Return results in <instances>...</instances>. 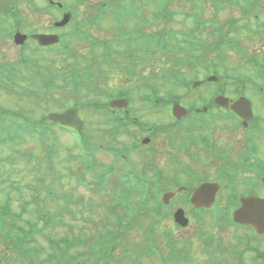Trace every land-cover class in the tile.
I'll return each mask as SVG.
<instances>
[{
	"label": "rangeland",
	"instance_id": "1",
	"mask_svg": "<svg viewBox=\"0 0 264 264\" xmlns=\"http://www.w3.org/2000/svg\"><path fill=\"white\" fill-rule=\"evenodd\" d=\"M52 1L63 3L67 6V12L72 13V22H70L68 27L62 32H65V38L69 41L71 50L76 53L77 57L75 60L79 67H82L85 64V61H89V59L86 58H90L91 55L89 49L86 48L87 45L85 46L84 44L77 42V39L74 37H69V32H71L74 26H79L81 29L83 28L87 35L93 36L97 40H108L115 44L114 38L122 39L121 43H123V40H126L133 43L137 47V50H139L141 45L139 37L146 35L143 30L149 31L160 28L166 33H171L176 38H181L186 35L188 31H193L195 28L194 18L197 19L196 15H198L199 19L204 22V29H207L210 24L211 27H221L222 25H226L224 26L222 33L227 34L230 38L237 39L244 47L247 56L255 54L258 56L257 61L259 64L264 61V38L261 39L264 33L261 32L260 34H256L253 31L257 26V24H254L253 22V16H256V19H259L261 24L264 25V0H259L254 6L251 5L249 7H245V0H237L235 5L229 4L226 0H135V2H133V0ZM132 3L136 4L135 8L131 7ZM32 4V6H29L28 0H0V14L3 13L4 15H2L5 17L7 12L10 11L9 8L12 7V9L20 15L19 18L23 20V27H21L20 30V33L22 34L53 33L49 29L52 26V23L57 20L56 18L59 15V11L56 9L49 10L44 0H33ZM103 4L111 5L110 16L112 15V17L109 15L103 16L94 26H87L85 24L81 25V22L84 20L95 18L99 14V8ZM213 4H219V6L214 8ZM162 8L165 9L167 15L165 19L155 16L162 10ZM247 21L251 22V26L246 23ZM233 22L236 23V29L232 25V30H230L229 33H226L228 24ZM4 30L9 31V29ZM194 35L197 40L202 42L210 43L213 41V39L205 33L200 34V32H196L195 34L194 32ZM33 47L32 44L30 48L20 50V48L13 45L11 38H9L8 35H5L0 41V62L15 61L22 53L25 55L31 54L28 50ZM123 48L124 47L117 50H126ZM204 53L206 54L207 61L215 66V70L219 76L223 77L225 84H228V89L230 91H232L234 87H237L233 82L235 79H244L249 89L252 87V82L261 81L257 79L255 67L247 64L245 60L234 51L225 53L223 59L219 62H217L214 54L208 55L206 52ZM95 58H99V55H96ZM38 59L39 64L42 66H49L51 60L59 61V58L54 57L53 55L44 56V61L43 58L39 57ZM157 59L158 57L156 58V61L153 62L144 61L143 63H140L138 67L135 65L137 74H139L142 69V71H148L151 79H153V73H155L157 67L161 65ZM118 62H109L108 64H105L103 68L107 78L113 76V79L109 80L113 91L117 92L120 88L128 89L132 98V103L130 104V107L132 108L131 113L145 123L161 124L167 121L166 119L168 117L164 119V115L166 114L165 111L162 115L157 113L153 114L146 105L139 101L143 95L148 94L146 86L144 87L141 85L140 87L136 84V81L140 82V80L137 79L139 76L135 78V75L137 74L132 75V77L128 75L126 67L129 66V63H124L123 66L119 67ZM133 62L135 63V61ZM137 63H139V61H137ZM201 72L202 71L200 70L198 73L199 77H201ZM184 74L187 78L192 77L188 74V71H184ZM246 80L250 81L251 84L249 85ZM106 83L103 84L104 88L107 86ZM156 84L158 89L156 100L162 97L166 98L169 93L180 97L184 92V89H172L171 86H174L172 84H168L169 86H163L159 82H156ZM221 86L222 85L206 83L198 90H190V92L194 95H204L207 92H213L215 89L222 90L220 88ZM248 94L252 96L253 99L255 98L251 91ZM15 96H8L0 91V107L10 111L20 110L22 112V121L26 120L25 116L29 119H35L38 121L41 114H43V109L46 108L47 105L48 107L45 111H57L58 108L56 107V104H69L68 99L64 98V96L59 97L57 100L49 97L47 99L49 100L48 103L42 102L39 105L36 104L35 100L27 99L25 97L18 99ZM185 99L186 96L182 98L183 103L187 102ZM257 104L258 103H256L255 106H257ZM259 111L261 114H264L263 107H261ZM15 115H19V113L15 112ZM79 115L87 123V133H85V135H91L96 138L99 137L97 139L109 143V135L102 132V130L106 128L105 116L91 114L88 111H83V113L79 112ZM12 124L13 119L11 117H0L2 134L7 132L4 130L2 131V129L6 128L10 131ZM34 124L36 125L32 126L33 130L44 131L49 128L48 123L42 122ZM13 127H16V125H13L12 128ZM88 133H90V135ZM231 133L232 130L229 133V137L231 136L232 138L233 134ZM164 134L165 133H162L161 136ZM221 134L222 133H219V135ZM54 137L56 138H54L53 148L56 150V153L54 151V154L50 157L49 161H51V163L42 160L46 153L44 148L50 145L45 146V144L36 141L34 137H24L22 141L17 140L15 142L16 144L12 146L0 147V206L9 203L11 212L16 216H19V213L23 212L21 203H28L32 196L30 187L35 185L39 178H43L44 183L50 185L54 190V193L58 195V200L47 199L48 201L42 205L43 207L49 208L53 215L59 214L61 207H63V200L61 197L63 192L71 193L76 200L82 194L87 199L93 197L92 213L88 212L80 215L78 210L81 206L72 203L69 208L71 211L76 212L77 218L72 219L68 212L64 213L61 216V223H55L47 230V234L50 237L55 239H61L63 237H78L80 235L78 231L79 226L85 228L87 233H90L93 224L90 223L88 217L94 222L99 221L101 225L102 221L105 219L109 220L110 224H112V218L105 215L104 207H113V202L111 200L112 195L110 193L97 196V194L91 195L86 191L84 193L82 189H76L73 192L71 188L73 182H69L68 168L70 167L74 170L76 164H71V162L65 161V158H67L68 155H75L78 152V149L76 148L79 147V144L77 143V147L74 149V143L79 142L82 137H79L78 135L76 138H73L68 136L67 133L58 132L56 130H54ZM91 139H93V144L97 142L95 138ZM165 139L166 138L161 137L157 139L155 143L156 150L154 151V161L157 164H161V162L166 159L165 152H161L167 145V140ZM8 156L11 157L10 162H2V160ZM231 157L234 156L231 155ZM26 159H29V162H26ZM95 159L98 165H107L110 160L108 156L105 154H99L98 152H95ZM34 160L41 161V165L35 163ZM204 161L207 160L204 159ZM131 165L136 166V162L131 161ZM205 165L208 167L210 164L205 163ZM48 168L53 169L54 173H47L50 172L48 171ZM77 170L79 174H83L86 180L95 181V175L93 173H85L82 165L77 168ZM101 171L102 169L99 167L92 172L101 173ZM51 175H53V177H51ZM166 176L169 177L171 175ZM147 178L149 180L151 179L150 177ZM215 178H217V175L212 177V179ZM238 178L240 182V178H243V175H239ZM15 188H18L19 192H17ZM41 194L44 198L45 194ZM136 199L137 198H134V200ZM87 202L89 201L87 200ZM35 209L36 208L33 204L27 206L23 212L22 219L24 221L16 220L17 226L27 231L29 226L25 220L31 223L36 221L37 214L35 213ZM117 212H119V210H117ZM4 221V224L0 226V253L3 252V236H6V234H9L10 232H16L15 230H10L12 229V221L9 218H4ZM69 225L73 227V232L69 230ZM136 231L137 230L127 232L130 239L134 240L136 237L135 233H137ZM124 234L127 236L126 233ZM224 236H227V234H224ZM128 240L129 238H127V241ZM37 242L39 243V246L46 247L44 239L37 238ZM143 264L146 263L143 262Z\"/></svg>",
	"mask_w": 264,
	"mask_h": 264
},
{
	"label": "flooded vegetation",
	"instance_id": "2",
	"mask_svg": "<svg viewBox=\"0 0 264 264\" xmlns=\"http://www.w3.org/2000/svg\"><path fill=\"white\" fill-rule=\"evenodd\" d=\"M205 79L201 85L209 83ZM257 79L261 81L255 82V88L243 87L247 91L237 95L234 92L223 94V87L204 95L187 93L185 100L189 102L181 105L185 112L180 119L159 124L158 128L157 125L145 126L139 138H128V128L120 135L108 138L111 150L122 160H126L124 152L130 156L131 152L135 153L130 158H137V168L133 171L151 178L145 179L152 183L153 193L159 188L168 192V204L163 205V211L168 213L164 217L169 222L161 235L170 237V242L167 241L168 245L159 254L158 264H264V225L256 228L233 217L242 206V199L264 200V114L259 111L261 107L264 110L263 64ZM250 91L254 99L248 94ZM218 96H226L231 102L239 97L248 98L252 119L245 123L231 113L229 106L217 105L215 99ZM231 130L232 138L229 137ZM161 132L165 134L161 136ZM161 137L167 140L161 151L165 152L166 159L157 164L154 161L155 143ZM205 163L210 165L207 167ZM214 175L217 178L212 179ZM239 175H243L240 182ZM203 185L215 187L213 201L208 207L191 202L193 192ZM120 219L125 218L120 216ZM140 219V216L136 217V220ZM143 227L147 225L143 224ZM10 250L15 253H8ZM18 250L3 247L0 264H24L16 253ZM22 250L39 255L48 252L44 257H32L35 264H45L44 260L52 251L61 250L63 262L69 259L68 251L63 248Z\"/></svg>",
	"mask_w": 264,
	"mask_h": 264
},
{
	"label": "trees",
	"instance_id": "3",
	"mask_svg": "<svg viewBox=\"0 0 264 264\" xmlns=\"http://www.w3.org/2000/svg\"><path fill=\"white\" fill-rule=\"evenodd\" d=\"M10 11L8 12H13L12 7L9 8ZM7 12V13H8ZM15 14H12L13 18H10L12 20V22L15 23L16 26H22L23 25V20L19 19L20 16H17ZM161 32H164L161 30ZM149 35L151 34L152 39H149L150 44H148L145 49L148 46H152L151 44H155V43H159L162 39H154V34L155 31H149L148 32ZM162 38H163V34H161ZM171 41H174V39H171ZM234 44L233 41H229L227 40V38L225 36H221L219 38H217V40L214 42V51H217V47L220 48L221 45L222 47L225 46H229L232 47V45ZM170 45H172V43H170ZM94 46H92L91 48V57L90 58H86L89 59V61H85V64L82 67H79L76 63L75 58L76 53H74L73 51H71L66 45H63L61 48L57 49V53L59 54L58 56L61 58V60L59 62H57V65L54 71L55 76L61 78L62 74H64V79L61 81H58L55 83V87H56V92L58 93H62V95L65 97L68 96L70 97V101H72V103L74 104V106H83V104L76 98L73 97H78L81 96L84 100H86L87 102H92L94 101V98L97 97L100 94H103L104 92L101 91L99 89V85L102 84V82H104L103 80V70L101 65H98L96 58H95V54L94 53ZM177 50L176 48H174V51ZM90 52V51H89ZM96 53V50H95ZM40 58H44L43 55H37ZM120 56V55H119ZM38 57V58H39ZM105 57V56H104ZM103 57V61L106 59V61L108 62H112V61H116L118 62V66L121 67L124 65V63H127L122 57H118L117 55L115 56V58L112 57V53H110V56L106 58ZM129 57H131V59L126 58V60H128L129 62L132 60L135 61V64L137 65V67L140 65V63H142V60H139V63H137V59L135 56V51L131 50L129 52ZM26 58L27 55H23V57L19 60V64L20 65H24V63H26L27 65L30 66L31 71L34 72L35 74H37L39 77H41L43 79L42 75V68L40 66L37 65V63H39V59H34L33 63L29 62ZM173 58V57H172ZM171 58V59H172ZM45 67H48L46 65H44ZM173 66V65H172ZM17 63L15 64H11V65H7L5 70L7 72H10L9 75L7 76V80L10 81L11 80V75L12 73L17 72ZM129 69V66H128ZM103 75L107 78V76L105 75V72L103 73ZM137 76V75H136ZM175 78H178V76H175V73H171L170 77L167 76H162L161 79L162 81H159V83L161 84H165L167 80H174ZM150 79V78H148ZM13 80H14V75H13ZM20 80L23 83L22 86V94L23 95H28L31 96L32 94L37 95V92H35V86L33 85V82L28 78V74L26 72L25 75H21L20 76ZM152 81V82H151ZM149 81V84H156L157 80H151ZM154 82V83H153ZM157 82V83H158ZM24 84H26V86L30 87L27 89L26 86H24ZM41 84L45 85V83L41 80ZM40 94H38L39 96ZM97 95V96H96ZM41 97V95L39 96ZM38 97V98H39ZM64 105V104H63ZM72 246H75V243H71ZM61 246V245H59ZM58 247V246H57ZM97 253H101L100 251H98ZM94 255V254H93Z\"/></svg>",
	"mask_w": 264,
	"mask_h": 264
},
{
	"label": "water",
	"instance_id": "4",
	"mask_svg": "<svg viewBox=\"0 0 264 264\" xmlns=\"http://www.w3.org/2000/svg\"><path fill=\"white\" fill-rule=\"evenodd\" d=\"M66 19L63 20L59 25H64L66 23ZM24 39V37H22ZM39 43L43 46L56 44L58 39L56 37H46L42 36L38 38ZM16 43H21L22 39L19 36L15 37ZM112 106H122L125 105L124 101H115L111 103ZM54 121H58L59 123L66 124L72 127H80L81 123L79 122L76 111L68 110L63 115H50L49 116ZM199 192V191H198ZM198 194V193H197ZM196 194V195H197ZM196 196L194 197L195 200ZM243 207L236 213V218H239V221L244 223H249L254 227L258 228L264 222V203L262 204L257 199L251 198L243 201Z\"/></svg>",
	"mask_w": 264,
	"mask_h": 264
}]
</instances>
